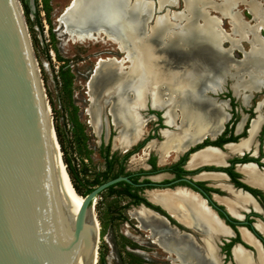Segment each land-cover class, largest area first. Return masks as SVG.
<instances>
[{"label": "rangeland", "instance_id": "1", "mask_svg": "<svg viewBox=\"0 0 264 264\" xmlns=\"http://www.w3.org/2000/svg\"><path fill=\"white\" fill-rule=\"evenodd\" d=\"M18 1L21 6L22 18L29 38L31 51L36 61L38 78L41 83L44 100L49 107V117L59 145L61 158L66 170L67 167H69L72 172L73 170L76 172L78 181H74V183L80 192L89 185L93 174L101 171L103 168V159L98 154L100 136H102L104 142L106 143L109 131L111 136L114 135L112 138L113 144H116L114 141L116 131L114 127L115 124L113 121L111 122L110 115L108 114L109 103H105L102 108H100L101 103H103V97L107 98L109 102V96L114 97V95H116L112 89H118V97H123L127 89L132 91L141 90L140 92L143 93L141 97L136 99L133 98L132 102H130L134 105V108H139V111H133L135 113L136 123L140 126V123L143 121L142 118L145 119L142 134L143 137H145V135L152 130L154 123L157 122V120H154L155 115L153 118L151 117L152 115H149L150 108L145 98L149 99L153 108L157 109V107H163L162 110L169 119L167 124L171 123L175 103L174 101L152 103L154 93L156 92L160 82L156 76L151 75V71L155 70L153 68H156L155 71H159L160 73L165 69L167 71V67L169 66L174 68L176 62L172 52H177V54L181 55L187 53L186 57L190 59L188 63V67L191 72L190 77L193 79V82H198L193 85V88H184L181 90H179V83H176L175 85L173 84L169 86L173 88V90H179L180 94L183 95L187 93L200 95V92H202L205 87V83L206 86L216 83V86L214 88H209V90L219 88V91L221 92L212 93L211 96H221L220 98H222L223 95L225 96L227 94V91H229L228 87L230 86L231 90L235 94L241 92L240 95L243 99L245 96L242 92L249 91L248 94H252L254 96L253 101L262 102L260 105L261 108L259 107L257 110L258 113L263 112L264 110V73L256 69L253 65V62L257 61V58L254 55L251 57V61H253L252 63L251 61L244 59L243 55L251 49L250 43L245 40H238L231 48L229 42L223 41L221 43V49L214 55V59L216 61H221V67L215 72H213V69L208 65L209 61L205 57V55L209 54L206 53L204 55L206 47L202 46H206V43L201 45L204 50H202L203 52L200 51L199 48H192L189 51H185L181 46H178L176 50L172 47L173 45H171V43L169 44L170 46L167 47L169 50H165L163 46L160 45L161 42L154 40L153 42L157 51L164 56L167 65L154 60L149 61V64H142V55L141 52H138L139 57L137 58L136 64L130 68L132 69L131 72L122 81L118 83L113 81L111 82L110 78V80L104 79L100 83V77H98L100 73H105L107 75L105 69L115 70V64L112 62L108 63L106 66L98 70L97 75L92 80V86L94 89H98L103 86H106V88L102 89V92L97 95L96 101L91 104L88 94V81L91 77L90 74L95 61L98 58L101 60L100 58L105 57L122 59L123 55H125L124 52L122 51V53L118 49V46L116 47L115 43L108 40L100 32L93 34L95 36L93 39L83 40L73 39V37L63 32L64 29L58 19L63 8L70 0ZM214 1L219 2L220 0ZM231 2L234 4V11H236L238 17L240 16L239 18L242 22L247 25L255 24L256 21L248 13L246 5L238 3V0H231ZM153 4L157 6L155 0H153ZM24 7L27 8L26 12ZM181 7H183L182 0H176L174 6L165 5L166 9L163 6L160 8L161 10L152 11V13L154 16L164 13L165 10L168 13H171L170 11H180ZM262 12L264 19V6H262ZM207 13L219 19L220 27L224 32H231L230 24L227 18H224L221 14L212 9H208ZM183 23L184 21L181 20V29L184 31L185 24ZM70 24L72 25V23ZM152 24L154 23L150 22L149 19L144 23V27L149 29ZM179 24L180 22H178V25ZM130 30L131 28L129 27L119 29V32L127 39H131L132 35L130 36L128 33ZM257 34L260 38L264 39L263 30H257ZM224 50L227 55H223ZM168 57L171 60H169ZM122 65L126 66L127 62H122ZM126 69L127 67L123 68L124 71ZM123 70L122 73L124 72ZM207 72L210 74H207ZM122 73L120 76H123ZM219 77L222 80L221 82H217ZM128 82L131 83L129 87L126 86V83ZM204 95L208 97L207 91H204ZM130 100L131 97L129 98V101ZM120 101L123 110L126 111L127 104L123 101V99H120ZM89 106H93L98 110L99 122L97 127H93V125L89 123L90 118L87 112ZM236 108L237 111H240L239 105H236ZM140 116L142 118H140ZM223 117L224 114L220 115V118ZM187 129L188 128L185 125L179 124L180 137L183 138V136L187 133ZM165 133L172 137L177 134L167 130ZM248 143L249 140L240 146L239 150L236 151L239 152L242 148H246ZM114 149L115 146L112 150ZM147 153L149 152L147 151ZM147 153L142 157V159H138V156L141 155V151H138V153L134 156L138 161L133 162L130 160L126 163V167L131 169L139 168L143 165V158L147 155ZM63 159H65L66 162ZM116 168L117 164L114 163L108 173L110 174L114 172ZM70 181L72 184V179H70ZM234 197L237 200L238 205H242L244 203L249 204V200H245L244 198L246 197L243 195L236 194ZM240 197L241 199L243 198V201H240ZM95 201L97 203L92 212L93 214H96L95 219L98 221L99 226H102L103 224L105 226L104 228H99L98 230L96 264H148L141 262L161 261V259L158 258L160 256L158 249L154 247L145 237H143L142 234L145 233V231L134 226V224H138L135 219H130L131 223H128V226H123L121 221L100 220L99 217H107L110 209L119 205L120 202H124V198L111 197L109 193L104 190L97 194ZM218 231L223 232L221 229H218ZM145 259L147 260L145 261ZM212 264H216L214 249Z\"/></svg>", "mask_w": 264, "mask_h": 264}, {"label": "bare ground", "instance_id": "2", "mask_svg": "<svg viewBox=\"0 0 264 264\" xmlns=\"http://www.w3.org/2000/svg\"><path fill=\"white\" fill-rule=\"evenodd\" d=\"M239 1H242V3L246 5V9L248 13L256 21L255 24L247 25L244 22H242L239 18L240 16L238 17L236 11H234L233 3L231 2V0H220L219 2H216L214 0H182L183 7H181L180 11H175V12L170 11L171 13H168L165 10L164 13L156 16L152 14V11H155V9L156 11L161 10L160 8L163 6L165 8V5L167 6L175 5L176 0H157L155 2L157 3V6L154 4L153 9L151 6V1H145V0H72L70 5L64 9V12L60 17L59 22L64 29L63 32L73 37V39H77V40L93 39L95 37L93 34L100 32L108 40L115 43L118 46V49L120 51H123L125 54L123 56V59L124 61L127 62V65L124 66L127 67V71L123 70L124 67H122V62H123L122 59H118L116 62L112 59L109 60L98 59L99 60V61L97 60L98 63L96 61L97 64L95 63L93 73L88 81L89 101L92 104L96 101L97 95H99V93L102 92V89L106 88V86H103L101 88L94 89V87L92 86V80L97 75L98 70L106 66L108 63L110 62L114 63L115 70L105 69L108 78L105 73H100L98 75V77H100V83L104 79L110 80V78H111V82L113 81L118 83L122 81L131 72L132 69L130 68H132L134 64H136L137 58L139 57L138 52H141L142 64H149V61L154 60V61H158L161 64L167 65L164 56H162V54H160L157 51V48L155 47L153 42L154 40H156L157 42L158 41L161 42L160 45H162L165 50L167 49L168 46H170L169 45L170 43L171 45H173L172 47H174L175 49L178 46H181L185 51H189L192 48L194 49L199 48L200 51H202L203 50L202 47H206L204 55L206 53L209 54V55H205V57L206 59H208L209 61L208 65L213 69V72H215L217 69L221 67V61L218 60L219 61L218 62L214 59V55L217 53V51L221 49V43L223 41H227L229 42L231 48L237 43L238 40H245L250 43L251 49L243 55L244 59L251 61V57L254 55L257 58L256 59L257 61L256 62L251 61V63L253 62V65L256 67V69L264 73V39L260 38L257 34V30L259 29L264 31V19L262 16L263 14L262 6H264V0H239ZM208 9H212L217 13L221 14L224 18L228 19L231 29L230 33H226L222 30L218 18L209 15L207 13ZM149 19L150 22L154 24H152L150 28L147 29L144 27V23ZM181 20H183L184 21L183 24H185L184 31L181 29L182 27ZM178 22H180L179 25ZM70 23H72V25ZM129 27L131 28V30L130 32L128 31V33L130 34V36L132 35L131 39H127L126 37L123 36V34L119 32V29H125ZM204 43H206L208 46L206 45L201 47V45H204ZM172 54L174 55L176 62L174 68L170 66L169 67L166 66L167 71L165 69L160 73L159 71H155L156 68H153L155 70L151 71L152 73L151 75L156 76L160 82L156 92L154 93V99L152 100V103L161 102V101H166V102L174 101V103H176L174 104V106L176 105V108L178 107L181 110L180 113H177L178 117L181 120L180 125H185L184 124L185 121L191 118H195V123L201 122V119L203 118L202 120L209 122L210 124L213 123L215 127L218 128L219 125L218 126L216 125L217 120H214L215 116H213V113H211L207 109V106H205L206 104L203 103L206 100L204 91L209 90V88H214L216 86V83L209 84L207 86L205 83V87L203 91L200 92V95H198L201 98V102H202V105H200V109L195 110V108H191L192 105L189 103V100L193 95L190 93L183 95L180 94L179 91L184 88H193V85L198 83V82H193L192 81L193 79L190 77L191 72L188 67V63L190 59L186 57L187 53L181 55V54H177V52L174 53L172 52ZM223 55H227L225 50L223 51ZM168 59L171 60L169 57ZM177 62H178V66H177ZM122 70L124 71L123 73ZM121 73L123 74V76H120ZM208 73L209 72H207V74ZM221 81L222 80L219 77L217 79V82H221ZM176 83L177 84L179 83V87H180L179 90H173V88L169 87L173 84L175 85ZM130 84H131L130 82L126 83V86L129 87ZM140 91L131 90L130 92H126L123 97L122 96L118 97L119 101L120 99H123V101L127 104V108L125 111L123 110L120 101V104L118 106L119 108L117 110L119 111L117 112L118 114H114L113 112V108H114L113 107L114 102L112 103L113 96H109L110 97L109 102L107 98L105 97L102 98L103 103H109L110 105L109 113L112 114V121L119 129L115 137V142H116L115 145L118 146L121 145L123 148H126L128 147V145H130L131 142L135 141L136 138L141 137V135L143 134V126H139L136 123V117L134 115L135 113L133 112L135 110L139 111V108L138 107L134 108L133 107L134 105L130 103L132 102L133 98L136 99L142 96L143 93ZM130 97L131 100L129 101ZM110 103H112V105ZM216 106L218 108H221L220 105H216ZM100 108H102L101 105ZM48 110L49 107L47 105V111ZM87 112L90 118L89 123L93 125V127H97L99 122L98 110L95 109V107L93 106L91 107L89 106ZM140 118L142 117L140 116ZM164 118H165V123H167L169 119L165 114H164ZM260 119L261 117L258 115L252 121L249 130L250 137L254 134ZM130 127L139 130V134L133 135L134 137H132L131 139L127 135V131ZM189 128L195 129L196 126L192 124ZM49 132L57 159L62 194L64 195V202L67 206V215L72 225L77 209L82 201V198L76 193L75 189L71 184L70 178L67 174L65 165L61 158V153L58 142L55 137L54 130L53 131L50 130ZM163 134L165 141H163L161 145L156 147L157 150L160 152L161 159H164L165 155L168 154L169 149L177 153L183 143L182 140L176 141L174 138L175 136L174 137L168 136V134H166L165 132ZM249 138L247 140H242L237 145L228 147L230 153L239 150L240 146H242L245 142H247ZM147 147L153 148L154 147L153 142H150L147 145ZM208 152L209 150H206L204 152H201L193 156L191 162L210 160L211 157L210 155H207ZM240 171L245 174L246 178L250 182L252 181L254 183L261 184L262 181L257 178V171H255L252 168V166L249 165L243 166L240 168ZM177 194L180 195L184 199V201H186V203H184L183 206L181 207L185 212H188L190 208L194 209L195 206H199V203L194 202L193 196L187 193L186 191L180 190L177 191ZM149 196L155 199L154 192H150ZM239 199L241 201L243 198L241 199L240 197ZM244 199L246 200L247 198ZM235 201L237 202L236 199ZM226 204L230 209L232 208L234 209L233 203L227 201ZM242 205H247V204L244 203ZM199 210L205 213L210 219L209 213L203 210L200 206H199ZM132 215L139 220V223L142 227L146 226L145 220L148 219L149 222L146 227L148 228L152 236L154 234L156 235L155 236L156 243L161 245V247H163L166 251H168L175 257L174 260L175 262L173 261L172 264H212L213 247L210 246L209 244L205 245L204 258L199 257V253L198 252L195 253V251L194 252L192 251V253L189 254V250L191 249H189L185 243L176 244L174 242H171L170 235L166 232V230H164L160 222L155 220L146 212L141 210L140 211L135 210L132 212ZM94 222L95 225L97 226V220L95 219V217H94ZM211 225H212L210 229L211 233L217 234V232H219L218 229L221 228L215 221H211ZM242 236L246 241L255 245L253 239L250 236H248L243 230H242ZM181 238H184V236ZM83 239H81L79 250L75 258L84 262L86 250H87V244L85 239L84 240ZM95 253H96L95 250L91 252L94 258V264H96ZM233 257L236 264H258V263L263 264L259 255L258 258H256L252 262L251 260H249L250 258L248 259L247 255L244 252H242L238 246L233 249Z\"/></svg>", "mask_w": 264, "mask_h": 264}, {"label": "flooded vegetation", "instance_id": "3", "mask_svg": "<svg viewBox=\"0 0 264 264\" xmlns=\"http://www.w3.org/2000/svg\"><path fill=\"white\" fill-rule=\"evenodd\" d=\"M238 3H242V1L238 0ZM63 12L64 11L60 13V17ZM125 71H127V69ZM112 91L116 93L112 101V103L114 102L113 112L114 114H118L117 112L119 111L117 110L120 104L117 96L118 89L114 88V90L112 89ZM130 91L131 90L128 89L126 90V92ZM227 94H230V97H228ZM227 94L225 96L223 95L222 98H220L221 96H211L210 99L209 97L205 96L206 100L205 102H203L206 104V106L208 104L207 109L210 110L211 113H213V116H215L214 120H217L216 125H219L218 128H216L213 123L210 124L209 122L202 120L203 118L201 119V122L198 123H195V118H191L184 123L188 129L186 131L187 133L182 138L180 137L181 135H179V124L181 120L177 115V113L181 112L180 108H176V105L174 106L172 121L170 124H167L165 123L164 111L162 110L163 107H157V109L150 108L151 106L149 99L146 98L147 104L150 108L149 115H152V118L155 115L154 120H157V122L154 123L152 130L149 131L145 135V137L141 135L142 138H136L135 141L131 142L130 145H128V147L123 148L121 145L118 146L115 145V143L113 144L112 138L114 135L111 136L109 131L106 143L104 142L102 136H100L98 154L103 159V168L101 171L93 174L91 181L95 178H98V181L96 184L91 185V189L99 183L116 176H126L130 180V183L121 180L109 185L104 189L105 191H107V193H109L111 197H122L125 199V201L120 202L119 205L110 209V212L108 213L109 215L107 217L99 218L102 221H121L123 223V226H128V223H131L130 219L132 218L137 221L138 224H134V226L140 230L145 231V233L142 234L143 237H145L154 247L158 249V252L160 253V256L158 258L161 259V261H147L141 263L172 264L175 260V257L171 253L166 251L163 247H161V245L156 243V235L154 234L152 236L148 228L146 227L149 222L148 219L145 220L146 226L142 227L140 225L139 220L132 215V212L135 210L144 211L155 220L159 221L164 230H166V232L170 235V241L176 244L185 243L186 246L191 249L189 250V254L192 253V251H195V253H199V257L204 258L205 245L209 244L214 249V253L216 255V264H224L225 262L230 260L231 257L234 261L233 249L238 246L240 250L247 255L248 259L250 258L249 260L253 262L256 258H258L259 255L262 263L264 264L261 258L259 245H256L257 242L253 239L252 235L254 234V236L258 237L260 241L261 238L264 239V185L254 183L252 181L250 182L246 178L245 174L240 171L241 167L248 165L252 166V168L256 171L255 167L252 164L239 166V164L241 163L253 162L256 164L259 170L264 172V167L258 165V163L264 164V160H261L264 157V151L262 149V145L264 142V110L263 112L256 113L258 112L257 110L260 107L261 103L259 102L257 104L256 101H253L254 96L252 95L249 99V103L247 105L248 107L245 108L240 105V111H234V106L236 105L234 97L229 91L227 92ZM192 95L193 96H191V99L189 100V103L192 105L191 108L199 110L200 105H202L201 98L195 93ZM213 99H227V105L229 106L227 112L230 115L227 121L223 123V127L220 132L216 135L215 133L219 130L226 114L221 108H218L216 106L220 105V103H214L215 100ZM112 103L110 104L112 105ZM109 108L110 105L108 106V110ZM240 113L245 115V120L241 131L238 133H234V125L239 120ZM108 114L110 115V119L112 122V114H110L109 112ZM222 114H224V117L220 118V115ZM258 114L261 119L258 123L259 125L256 129L257 131L253 135L256 144L255 152L250 149L248 151L243 150L241 151V153H236L237 151L230 153L228 147L237 145L242 140H247L250 137L249 130L251 127V123L258 116ZM142 119L143 121L140 123V126H143L145 121L144 118ZM192 124L196 126L195 129L189 128ZM114 127L116 130V137L119 129L115 125ZM166 130L169 132L177 133L175 135V140H182L183 143L177 153L169 149L168 154L165 155L164 159H161L160 152L156 147L161 145L163 141H165L163 133ZM247 133L249 134V137L247 139H242L247 136ZM137 134H139V130L133 127H130L127 131V135L130 137V139L134 137L133 135ZM203 135L212 136V140L209 138V136L202 137ZM198 139H201V142H198ZM207 140L214 141V143L206 144L208 143ZM149 141L153 142V148L147 147V145L150 143ZM140 142L143 143L137 148V145ZM196 145L199 146L196 147ZM114 146L115 149L112 150ZM191 148L194 149L191 150ZM214 148L218 149V152H216V154L213 150ZM206 150H209L207 155H210V160L191 162L193 156ZM138 151H141V155L138 156V159H142L147 151L149 152L143 158V165L137 169L126 167V163L128 161H138L134 157L138 153ZM217 153L218 155H223L219 160L218 158H216L218 157ZM223 153L225 154V156ZM114 163L117 164V168L114 172L109 174L108 171H110ZM149 182H156L159 183V185H147V183ZM245 187L253 188L256 190V192L252 193ZM239 189L242 191H247L251 195V197L245 194H240ZM180 190L186 191L187 193L192 195L194 198V202L199 203V206L207 213H209L210 219L205 213L199 210V206H195L194 209L190 208L188 212H185L181 207L184 203H186V201H184V199L177 194V191ZM102 191H100L99 193H101ZM150 192H154L155 199L149 196ZM236 194L245 196L249 200V204L242 205V207L238 206L237 202L234 199V195ZM226 196L232 198H227ZM95 198L92 203V210L97 203L95 201ZM227 201L231 203L235 202V204H233L234 209H230L227 206ZM212 202L220 208L225 205L231 212V214H227L231 220H236V215L237 217H239L238 219L246 220L247 223L240 225L241 227H238L235 223L228 222L224 219L223 215L215 207L212 206ZM204 204L210 206L213 209L214 213L217 214L218 218L224 220V223L228 226V228L221 225L219 227L223 232H217V234L211 233V221L217 222V220L213 218L212 211H209L207 208L203 207ZM93 215L95 217L96 214ZM254 223L259 231L253 228L252 224ZM97 226L98 230L99 228L102 229L105 227L104 224L102 226H99L98 221ZM242 230L253 239L255 245L243 238ZM240 233L241 237L251 246L241 239ZM236 235H238L240 241L247 247L243 246L239 242H232V239H234ZM183 236L185 238V241L184 238H181ZM238 244H240L244 248H253L255 250V253L252 255V257H250L248 251L240 247V245ZM261 244L262 248H264V244L262 241ZM232 245L234 246L231 250L230 257L229 250ZM146 260L147 259H145V261ZM234 263L236 264L235 261Z\"/></svg>", "mask_w": 264, "mask_h": 264}, {"label": "water", "instance_id": "4", "mask_svg": "<svg viewBox=\"0 0 264 264\" xmlns=\"http://www.w3.org/2000/svg\"><path fill=\"white\" fill-rule=\"evenodd\" d=\"M145 1H151L153 9V0ZM93 70L94 66L90 75ZM104 104L101 103V107ZM50 130L53 131V127L21 6L18 0H0V264H94L91 252L97 248L98 229L92 212L93 200L115 182L130 183L126 176H116L94 186L83 196L78 194L82 201L71 225ZM246 164L255 167L257 178L264 185V172L253 162L239 166ZM239 193L251 197L247 191L239 189ZM212 206L238 227L247 223L236 215L237 219L231 220L227 215L231 212L225 205L222 209L212 202ZM203 207L212 211L219 226L228 228L210 206L204 204ZM252 226L259 231L255 223ZM252 235L264 262L261 241ZM83 238L87 244L84 262L75 258ZM234 245L230 247V257ZM240 247L246 249L250 257L255 253L252 247Z\"/></svg>", "mask_w": 264, "mask_h": 264}, {"label": "crops", "instance_id": "5", "mask_svg": "<svg viewBox=\"0 0 264 264\" xmlns=\"http://www.w3.org/2000/svg\"><path fill=\"white\" fill-rule=\"evenodd\" d=\"M228 89H229V92L231 93V95L234 97V100H235V104L236 105H241V106H243V107H248L247 105H248V103H249V99L251 98V96H252V94H248L249 93V91H244V92H242L243 93V95L245 96V99H242V96L240 95L241 94V92H238V93H234L232 90H231V88H230V86L228 87ZM205 91H207V95H208V97L211 99V95H212V93H218V92H221V91H219V88H216V89H213V90H205ZM228 92V91H227ZM213 100H215L214 101V103H220V106H221V109L223 110V112L226 114L225 115V119H224V121L221 123V125H220V128H219V130L215 133V135L217 134V133H219L220 132V130L222 129V127H223V123H225L226 121H227V119L229 118V113L227 112V109L229 108V106L227 105V99H224V100H216V99H213ZM262 103L261 101H258L257 102V104L258 103ZM236 105L234 106V111H237V108H236ZM256 113H258V112H256ZM259 115V114H258ZM244 120H245V115L244 114H242V113H240V118H239V120L236 122V124L234 125V133H238V132H240L241 131V129H242V126H243V123H244ZM174 124H175V122H174ZM259 125V124H258ZM169 126V125H168ZM258 127V126H257ZM257 129V128H256ZM162 131V130H161ZM257 131V130H256ZM256 131H255V133H256ZM204 136H209V135H203L202 137H204ZM214 136V135H213ZM209 137H212V136H209ZM249 137V134L247 133V136L246 137H244V138H242V139H247ZM250 149H252V151L253 152H255V150H256V144H255V140H254V138H253V136H251L250 138H249V143H248V146L246 147V148H242L239 152H236V153H241V151H248V150H250ZM262 149H263V151H264V142H263V145H262ZM183 150V149H182ZM214 150V152H215V154H216V152H218V149H216V148H214L213 149ZM224 154V153H223ZM217 158H218V160L220 159V158H222V156L223 155H218V153H217ZM224 156H225V154H224ZM264 160V159H263ZM240 232V231H239ZM240 237H241V233H240ZM241 239L244 241V242H246L242 237H241ZM247 244H249L248 242H246ZM250 245V244H249ZM251 246V245H250ZM224 264H235L234 263V261L232 260V258L230 259V260H228L227 262H225Z\"/></svg>", "mask_w": 264, "mask_h": 264}, {"label": "trees", "instance_id": "6", "mask_svg": "<svg viewBox=\"0 0 264 264\" xmlns=\"http://www.w3.org/2000/svg\"><path fill=\"white\" fill-rule=\"evenodd\" d=\"M24 10H25V12H26V11H27V8L24 7ZM227 96L230 97V94H227ZM207 142H208V143H206V144H212V143H214V141H209V140H207ZM142 143H143V142H140V143L137 145V148H138L139 146H141ZM199 145H200V144H199ZM199 145H196V147H198ZM194 148H195V147H194ZM194 148H191V150L194 149ZM63 160L66 162L65 159H63ZM248 160H251V159H248ZM258 165L264 167V164L258 163ZM67 166H68V165H67ZM66 171H67L68 176H70V179H72V186H73V188L75 189V191H76L77 193H79V194H81V195H85V194L91 189V185L96 184L97 181H98V178H95L94 180L90 181L88 187H86L83 191L80 192V191L77 189L76 184L74 183V181H78V178H77L76 172H74V170H73V172H72L71 169H70L69 167H67V170H66ZM245 188H247V189H248L250 192H252V193H255V192H256V190L253 189V188H250V187H245ZM262 198H263V197H262ZM261 241H262L263 244H264V239H263V238H261ZM232 242H239V243H241L243 246L247 247L245 244H243V243L240 241L238 235H236V237H235L234 239H232ZM248 248H249V247H248Z\"/></svg>", "mask_w": 264, "mask_h": 264}]
</instances>
